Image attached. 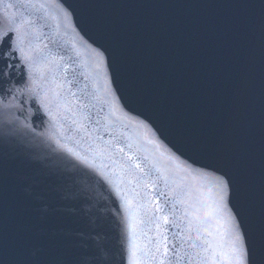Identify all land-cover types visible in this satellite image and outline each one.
I'll return each mask as SVG.
<instances>
[{
  "label": "snow or ice",
  "instance_id": "6c2138e0",
  "mask_svg": "<svg viewBox=\"0 0 264 264\" xmlns=\"http://www.w3.org/2000/svg\"><path fill=\"white\" fill-rule=\"evenodd\" d=\"M81 6L115 7L111 0ZM88 22L97 40L82 34L63 0H0V217L5 176L25 148L28 170L17 179L32 201L71 204L84 216L99 210L104 192L118 202L114 214L127 228L121 264H264V180L258 189L238 137L239 90L210 97L207 111L193 115L160 91L201 163L125 111L114 88L121 82L134 95L160 88L145 37L164 56L207 65L214 75L230 64V78L242 79L236 49L249 26L153 28L107 11ZM78 234L92 244L75 264H109L99 233ZM0 264L41 262L6 243L0 226Z\"/></svg>",
  "mask_w": 264,
  "mask_h": 264
},
{
  "label": "water",
  "instance_id": "95a60500",
  "mask_svg": "<svg viewBox=\"0 0 264 264\" xmlns=\"http://www.w3.org/2000/svg\"><path fill=\"white\" fill-rule=\"evenodd\" d=\"M63 2L70 6L77 28L92 40L98 37L88 20L102 11L153 28L163 25L169 28L178 25L204 28L216 23L240 21L248 25L251 30L245 31L236 49V54L241 57L238 70L242 79L235 81L230 78L229 73L233 70L230 64L223 65L221 72L214 75L207 65L194 68L182 56H164L163 49L153 51L145 37V54L155 55L159 61L155 79L160 88L151 94L135 95L121 82H117L114 88L118 90L119 102L125 111L145 119L167 145L201 163L205 161L199 152L183 138L182 123L174 119L175 107L171 102L162 101L159 93L166 90L169 101L179 98L176 107L182 101L186 113L193 115L197 111H207L210 97L230 98L233 88H237L242 114L237 125L238 137L244 145L259 189L264 180V0H111L115 7L108 10L84 8L81 0ZM207 51V48L203 50L202 58H206ZM189 76L192 77L191 84L186 80ZM200 85L206 88L203 95L198 91ZM28 151L20 149V156L13 161L4 180L6 202L0 226L6 243L19 244L23 257L30 261L75 264L76 258L82 257L92 244L86 235L78 233H99L111 257L109 264H121L120 257L125 254L127 246V228L114 214L118 202L114 203L104 192L99 210L84 216L71 204L49 207L45 202L32 201L25 190L27 185L17 179L28 170L24 155ZM31 154L39 155L36 151ZM97 190L100 191L99 187Z\"/></svg>",
  "mask_w": 264,
  "mask_h": 264
}]
</instances>
